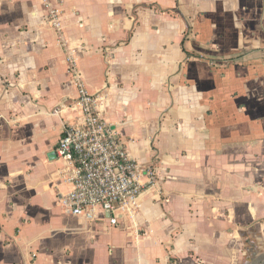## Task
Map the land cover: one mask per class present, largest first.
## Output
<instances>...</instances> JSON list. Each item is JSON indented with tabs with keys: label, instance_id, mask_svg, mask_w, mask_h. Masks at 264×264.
Returning a JSON list of instances; mask_svg holds the SVG:
<instances>
[{
	"label": "crops",
	"instance_id": "0c3cea01",
	"mask_svg": "<svg viewBox=\"0 0 264 264\" xmlns=\"http://www.w3.org/2000/svg\"><path fill=\"white\" fill-rule=\"evenodd\" d=\"M51 1L162 195L114 226L62 209L55 148L77 87L40 1L0 0V264H264V0Z\"/></svg>",
	"mask_w": 264,
	"mask_h": 264
},
{
	"label": "built area",
	"instance_id": "2783aa9c",
	"mask_svg": "<svg viewBox=\"0 0 264 264\" xmlns=\"http://www.w3.org/2000/svg\"><path fill=\"white\" fill-rule=\"evenodd\" d=\"M46 14V24L58 35V42L66 53L65 61L77 97L72 108L76 117L65 126L55 148V155L63 163L62 177L71 191L61 198V205L72 216L93 222L98 212L109 213L111 226L117 224L112 213L132 216L138 200L146 191L162 195L157 170L136 163L119 140V136L103 116L104 97L92 95L85 89L77 71L72 51L66 50L62 38V13L51 0H39Z\"/></svg>",
	"mask_w": 264,
	"mask_h": 264
},
{
	"label": "rangeland",
	"instance_id": "374dc122",
	"mask_svg": "<svg viewBox=\"0 0 264 264\" xmlns=\"http://www.w3.org/2000/svg\"><path fill=\"white\" fill-rule=\"evenodd\" d=\"M61 207H62V206H61ZM62 209H63V207H62ZM63 210H64V209H63ZM57 212H58V211H57ZM62 214H64L63 211H62V212L60 211V213H57V216H61V217H62Z\"/></svg>",
	"mask_w": 264,
	"mask_h": 264
}]
</instances>
